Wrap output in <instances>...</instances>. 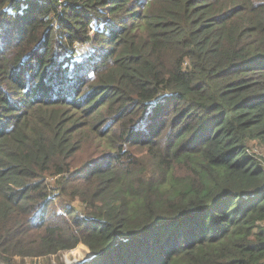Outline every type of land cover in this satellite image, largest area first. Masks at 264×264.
<instances>
[{
	"label": "trees",
	"instance_id": "16d2710c",
	"mask_svg": "<svg viewBox=\"0 0 264 264\" xmlns=\"http://www.w3.org/2000/svg\"><path fill=\"white\" fill-rule=\"evenodd\" d=\"M85 124L118 149L74 173ZM252 145L264 0H0V264H264Z\"/></svg>",
	"mask_w": 264,
	"mask_h": 264
},
{
	"label": "rangeland",
	"instance_id": "374dc122",
	"mask_svg": "<svg viewBox=\"0 0 264 264\" xmlns=\"http://www.w3.org/2000/svg\"><path fill=\"white\" fill-rule=\"evenodd\" d=\"M71 126V131L68 134L69 137L72 136L74 143L78 144L76 149V153L69 159L70 166L72 167V170L77 172L81 165H83L86 161L89 159L95 157L98 154L111 151V150H117L118 145L116 143H112L109 141V139L105 136H102L98 133H96L90 125H80L81 127L77 129L75 125H69ZM254 147L255 152L260 153L264 155V149L259 148L255 145H252ZM129 155L134 157L138 162L140 163H146L149 160V155L146 152V150L142 147H139L137 145H132V147L129 150ZM104 156V155H102ZM97 158V157H96ZM57 176H49V186L51 190H53L55 193H58L57 187L55 188V185L57 183ZM73 186L71 187L73 193L77 189H94L95 190V184L93 183H86L83 186H80L79 183L82 180H73ZM65 193V192H64ZM66 196V195H65ZM85 198V197H84ZM66 199L74 205V206H88L89 203H87L89 198L80 199V200H71L69 197L66 196ZM61 199V196H58L55 199L56 202H59ZM41 214L35 213V217H40ZM26 229H30L29 235H27L24 238V242L29 243L30 246L25 248V251L27 252H33L35 251L34 248H31V244L39 240V232L42 230L40 227L34 226V225H26ZM90 249L83 243L78 244L77 246L67 250L64 252V259L66 262H73L78 261L87 258L91 255ZM31 258V257H28Z\"/></svg>",
	"mask_w": 264,
	"mask_h": 264
},
{
	"label": "water",
	"instance_id": "95a60500",
	"mask_svg": "<svg viewBox=\"0 0 264 264\" xmlns=\"http://www.w3.org/2000/svg\"><path fill=\"white\" fill-rule=\"evenodd\" d=\"M91 255H93V253H91Z\"/></svg>",
	"mask_w": 264,
	"mask_h": 264
}]
</instances>
